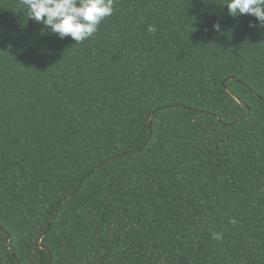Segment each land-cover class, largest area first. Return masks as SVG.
<instances>
[{"label":"trees","instance_id":"1","mask_svg":"<svg viewBox=\"0 0 264 264\" xmlns=\"http://www.w3.org/2000/svg\"><path fill=\"white\" fill-rule=\"evenodd\" d=\"M225 3L75 43L0 0V264H264V27Z\"/></svg>","mask_w":264,"mask_h":264},{"label":"clouds","instance_id":"2","mask_svg":"<svg viewBox=\"0 0 264 264\" xmlns=\"http://www.w3.org/2000/svg\"><path fill=\"white\" fill-rule=\"evenodd\" d=\"M114 4L115 0H20L29 19L60 39L70 36L75 43L92 38L101 22L113 14ZM224 5L230 16L253 15L264 27V0H226ZM249 26L255 25L250 23ZM213 28L219 31L220 24L214 23ZM148 31L154 32L155 28L149 26ZM212 238L222 240L223 234L213 232Z\"/></svg>","mask_w":264,"mask_h":264},{"label":"water","instance_id":"3","mask_svg":"<svg viewBox=\"0 0 264 264\" xmlns=\"http://www.w3.org/2000/svg\"><path fill=\"white\" fill-rule=\"evenodd\" d=\"M235 96V95H234ZM236 97V96H235ZM236 99L244 106V107H247V105L245 104V103H243L238 97H236ZM250 112V109L248 108V112H247V114ZM153 118V117H152ZM152 118H151V122L150 123H152ZM133 151H136V150H133ZM81 185V184H80ZM80 187V186H79ZM78 189V188H77ZM71 195L72 194H69V195H67L66 197H64L61 201H65V200H67V199H69L70 197H71ZM61 201H59L58 203H57V208L59 207V205L61 204ZM55 213V212H54ZM49 226H50V224H49ZM48 226V227H49ZM42 237H43V235L41 236V239H42ZM8 244H10L9 243V241H8ZM41 247L42 248H44V249H46V247H44V246H42L41 245Z\"/></svg>","mask_w":264,"mask_h":264}]
</instances>
